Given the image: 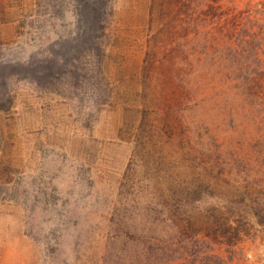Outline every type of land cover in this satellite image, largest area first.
<instances>
[{"label":"rangeland","instance_id":"rangeland-1","mask_svg":"<svg viewBox=\"0 0 264 264\" xmlns=\"http://www.w3.org/2000/svg\"><path fill=\"white\" fill-rule=\"evenodd\" d=\"M182 1L224 18L261 2ZM177 14L0 0V264H142L148 239L159 264H264L261 115L220 69L184 93Z\"/></svg>","mask_w":264,"mask_h":264},{"label":"trees","instance_id":"trees-1","mask_svg":"<svg viewBox=\"0 0 264 264\" xmlns=\"http://www.w3.org/2000/svg\"><path fill=\"white\" fill-rule=\"evenodd\" d=\"M197 1L201 6L206 4V0ZM178 5L175 34L178 37L186 34V38L177 45L191 64L189 73L178 76V81L185 84L184 93L200 97L205 82L211 77L209 70L220 69L211 80L213 84L220 77L230 102L232 98L239 106L257 109L264 125V0L247 4L245 9L226 18L215 12L211 4L200 15L191 13V3L178 0ZM156 250V241L146 240L142 264H159ZM189 256L187 253L182 261L171 260L170 264H188Z\"/></svg>","mask_w":264,"mask_h":264}]
</instances>
